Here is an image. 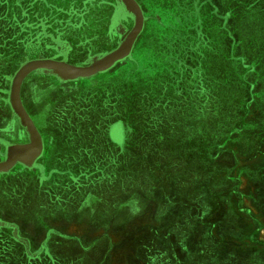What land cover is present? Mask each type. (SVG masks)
<instances>
[{"label": "rangeland", "instance_id": "1", "mask_svg": "<svg viewBox=\"0 0 264 264\" xmlns=\"http://www.w3.org/2000/svg\"><path fill=\"white\" fill-rule=\"evenodd\" d=\"M134 1L144 23L126 58L106 71L73 80L39 69L22 85L23 103L51 147L57 137L82 139L79 159L77 141L70 146V158L66 151L60 153L62 162L69 158L65 164L70 168L84 167L82 176L99 168L105 172L120 159L124 164L125 143L132 151L129 202L134 209L129 214L134 217L116 223L111 229L116 236L101 230L100 236L92 235L97 226L109 233L111 225L102 213L91 217L80 244L93 248L75 250L76 263L70 259L65 264L172 263L175 244L185 243V264L210 262V250L218 254L215 260L222 256L217 264H264L263 250H257L258 241L264 246V0H230L227 9H222L223 0ZM136 9L129 0H3L0 161L6 159L10 140L29 139L26 131L14 133L12 124L11 83L21 66L36 59L90 66L126 42L136 24ZM80 21L90 27L81 28ZM158 102L166 108L160 110L161 122L158 128L147 126L148 109L150 118L156 116ZM111 128L119 149L109 136ZM158 132L168 154L159 179L151 172L143 184V148L152 142L150 149H156ZM148 134L150 142L145 140ZM97 152L100 161L94 167ZM55 153L46 150L42 159L51 160ZM84 161L86 165L79 164ZM22 171L28 180L30 171ZM16 173L14 167L0 173V195L5 198L0 196V222L9 217L0 223L2 264H17L23 243L13 219ZM106 176L110 179L108 173L101 174ZM147 185H157L161 192L175 190V198L143 196L150 191ZM159 211L165 220H157ZM206 214L208 226L202 227ZM170 222L175 224L169 227ZM255 229L262 233L256 236ZM151 230L161 231V237H146ZM67 243L77 242L69 237ZM148 244L152 249L146 250Z\"/></svg>", "mask_w": 264, "mask_h": 264}, {"label": "crops", "instance_id": "2", "mask_svg": "<svg viewBox=\"0 0 264 264\" xmlns=\"http://www.w3.org/2000/svg\"><path fill=\"white\" fill-rule=\"evenodd\" d=\"M229 1L230 0H223L222 9L225 8L227 9V7L230 8ZM2 2L3 0H0V5L2 4ZM146 90L147 93L149 94L150 93L149 87ZM156 108L158 109V112L156 116L153 115L151 118L148 109L147 112L148 116L145 122L147 126L151 123H155L154 125H156L158 128V125L161 122L160 116L162 114L160 110L162 109L166 110V108L164 104H161V102H158V105H156L155 109ZM33 120L37 126L36 120L34 118ZM38 123H41V121ZM12 124L14 128V133L17 134L18 129H20V131L23 132L26 131V133L25 132L24 133L28 135L27 137L29 139H24L21 141H25V143H29L31 140L30 134L27 128L22 124L21 120L17 116L13 118ZM17 126L19 128H17ZM150 138H151V134H148L147 138L145 137V140L149 141ZM68 139L69 137L66 139L63 137H57L53 141L54 144L51 147V143H49L47 146L43 138V151L33 164L27 166L21 162H17L14 166V170H16L17 172L14 176L15 180L13 182L14 183L13 188L15 192L14 205L19 207V209H17V207L15 208V212H13V219L14 222L19 224L18 225L19 227L17 226L19 229V233L17 234L19 239L23 240L27 237L30 238L26 248H24L23 245L18 246L17 251L20 255L19 257L20 259L19 258L17 259V264H48L47 258L44 254H41L40 256L36 255L38 253L43 252V248H42L43 246L46 248L45 249L46 251L52 254L54 264L55 263L65 264L68 263L70 259L73 260L74 263H76L75 250H78L79 253H86L87 250L93 248L92 246L87 247L83 244H80V240L82 238L87 237L86 225L91 217L97 215L98 213L104 214L105 218L109 219L111 225L110 232L112 231L111 229L114 228V226L119 220H125L129 222V215H131V217H134L133 214H129V213H133L132 211H129L130 208L131 210L134 209L133 201L129 202V190H130L129 179L131 177V175L129 174L130 173L129 169L131 166H129L128 163H129V156L130 154L132 155V151L128 149L126 143L124 145L123 150L121 149L122 152L124 153L121 155V157L125 158L124 164H123V160L120 159L119 165H117L118 163L109 165V167L107 166L109 169L106 168L105 172L99 168L97 169L98 171L96 170H94L93 172L91 171L90 173H87L88 175H86V177H84L86 173L84 167L78 165L77 168H72V167L70 168V166L68 165L70 152H71ZM154 141H157L158 144L156 149L153 148L150 149V145L152 143L150 141H149L150 143H148L147 148L145 147L143 148V153H146L145 158L147 161L146 163L143 164V167L146 169L143 170L145 172H143L142 174L145 177V180L142 181L143 184H148L146 181H148L149 177L153 176V173L151 172H156L154 173V177H157L156 180L159 179L157 172L163 169L162 166H164V164H162V162H165V157L168 154V152L165 149V142L163 141V135L160 132H158L157 139H154ZM9 143L23 144L20 143V141L13 142L11 140L9 141ZM113 144L117 147V149H119L116 143ZM46 150L48 154L50 152H55V151L56 153L57 152L58 153L57 154L55 153L51 160H45V159L43 160L42 156ZM64 151L67 152L65 156H68L69 158L64 162H62L63 156L60 157V153L61 152L63 153ZM97 154L98 152L95 153L94 155L95 158H97ZM77 155L79 159L81 157V152H79ZM98 157H100V154ZM99 161L100 160L98 158L95 159L93 164L94 167L99 163ZM79 164L86 165V162L84 161ZM170 165L174 167L176 166L175 164L174 165L170 164ZM20 168H24L26 171H30L31 176L29 177L28 180L26 179V176L22 175V173L24 172L23 171L20 172ZM69 172H72L73 174L77 172L78 174H81V177L79 178L73 177ZM106 173L109 174L110 179H108L107 176L105 178L101 177V174H106ZM82 174H84V176H82ZM60 176L62 178L61 180H60ZM247 182L249 181L247 180ZM248 184L249 183H247V185ZM148 186L149 185L145 186V188L146 187L148 188ZM154 186H149L150 191L148 193L144 192L143 196H145L144 194L146 195L148 194V196L150 194L152 195L156 194L157 198H159V201L164 198L168 199L169 197H173V199L175 198V194H174L175 190L171 192L169 191L170 189H168L167 192L165 190H163L164 192H161L158 189L159 188L158 186H157L158 188H155ZM165 192L166 194H164ZM107 196L110 198V200L105 199ZM2 199L4 201L5 198L3 197ZM245 200L251 206L250 201L247 199ZM0 213H2V209H0ZM5 213L8 214L7 211H5ZM172 213L173 212H171V214ZM161 214L162 212L160 211L158 213H155L157 220H165L164 218L161 217ZM4 217H6L7 219L9 218L8 216H4ZM1 218H2V222H5L6 218L3 217ZM201 219L204 222V224H202L201 226L202 227L208 226L209 217L207 216V214L205 218H201ZM128 222H126L125 225V228L127 229H129V225L127 224ZM171 222L169 223V227L175 224V223L171 224ZM75 229L76 232H74ZM100 230H101V234L105 232V235H110V236L117 235L115 232L108 233L107 232L108 229L101 228V226H97V228L90 230V232L94 233L92 235L100 236L101 235L99 234ZM196 230L199 231L198 225L196 227ZM252 230L250 231L249 234L253 233ZM254 231H256V236L262 233L261 229H255ZM149 234L150 236H146V237H151V235L154 237L155 236L161 237L162 235L161 231L157 232L156 230H151ZM125 235L126 236L129 235V232L127 231ZM55 236H57L62 240H67V242H68V238L71 237L73 238V241H76L77 243L71 245H69L67 242L57 243V238H55L56 240H54ZM186 236L187 235H185L184 237ZM60 239L58 241H61ZM243 241H245V239H243ZM44 242L45 244L43 245ZM185 244L186 245L183 246L175 244L173 250L177 253V257L174 261H172V263H170V261L157 260V264H185L186 262L183 260L182 249L187 250L189 245L188 243ZM258 244L260 246L257 247V250H263L264 253V246L262 245V242L258 241ZM149 245L151 244H148L146 246V250L152 249V247H150ZM70 246L72 248H69ZM161 248L162 247H160V249ZM25 249L28 257L26 256ZM161 251L165 253L164 250ZM160 253H159L160 256H164V254L161 255ZM214 253L217 254L212 250L209 251L210 262L205 264L219 263L220 261L219 259L222 258V256L221 255L217 256L215 260ZM260 254L263 256L262 253ZM29 256L31 258H29ZM166 257L169 258L168 256ZM3 262L5 263L4 260ZM133 263L134 262H130V264ZM0 264H2L1 261ZM147 264H155V263H151L147 261ZM199 264H203V263H199Z\"/></svg>", "mask_w": 264, "mask_h": 264}, {"label": "water", "instance_id": "3", "mask_svg": "<svg viewBox=\"0 0 264 264\" xmlns=\"http://www.w3.org/2000/svg\"><path fill=\"white\" fill-rule=\"evenodd\" d=\"M129 4L137 6V20L126 42L118 50L110 53L90 66L71 65L65 61L54 59H36L25 63L16 72L11 83L10 104L16 116L27 128L31 140L29 143L9 144L7 146L6 159L0 161V173L9 171L17 162L30 166L43 151V138L33 118L27 111L21 96L22 85L25 78L33 71L39 69L54 70L66 80L84 78L95 75L97 72L106 71L117 61L126 58L131 53L135 40L140 34L144 23L139 6L134 0H129Z\"/></svg>", "mask_w": 264, "mask_h": 264}, {"label": "flooded vegetation", "instance_id": "4", "mask_svg": "<svg viewBox=\"0 0 264 264\" xmlns=\"http://www.w3.org/2000/svg\"><path fill=\"white\" fill-rule=\"evenodd\" d=\"M78 18H80V17H78ZM80 23V27L82 28H87V27H90V25H87V24H82V21H80L79 22ZM110 138H112L113 140H115L114 142L116 143V144H118L117 142H116V139H115V137L113 136V128H111V131H110ZM44 138V137H43ZM82 140V139H81ZM79 138L76 140V139H74V138H69L68 139V141H69V144H70V146L73 144V142H75V141H77L76 142V146H77V149H78V151L79 152H81V151H83V149L80 147V145H81V141ZM44 141H45V144L48 146V144L50 143V140H47L46 138H44ZM119 142H121V141H119ZM20 143H25V141H20ZM1 223V222H0ZM9 224V223H8ZM11 228H14V227H11ZM15 228H17V227H15ZM20 241L21 242H23L22 243V245L24 246V248H26L27 247V245H28V242H27V240L26 239H20ZM43 248V252H41V253H38V254H36L37 256H40L41 254H44L45 256H46V258H47V262H48V264H54V260H53V256H52V254L50 253V252H48V251H46L45 249V247L43 246L42 247ZM25 253H26V256L28 257V255H27V252H26V249H25ZM29 258H31L30 256H29ZM28 258V259H29Z\"/></svg>", "mask_w": 264, "mask_h": 264}, {"label": "trees", "instance_id": "5", "mask_svg": "<svg viewBox=\"0 0 264 264\" xmlns=\"http://www.w3.org/2000/svg\"><path fill=\"white\" fill-rule=\"evenodd\" d=\"M156 106V105H155ZM157 114V113H156ZM155 124V123H154Z\"/></svg>", "mask_w": 264, "mask_h": 264}]
</instances>
